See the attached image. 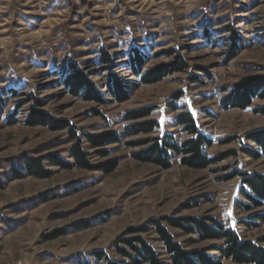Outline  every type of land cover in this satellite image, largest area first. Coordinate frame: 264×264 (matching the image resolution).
Returning <instances> with one entry per match:
<instances>
[{
    "label": "rangeland",
    "instance_id": "374dc122",
    "mask_svg": "<svg viewBox=\"0 0 264 264\" xmlns=\"http://www.w3.org/2000/svg\"><path fill=\"white\" fill-rule=\"evenodd\" d=\"M232 33L239 41L230 59ZM101 48L113 56L111 71L130 84L124 102L103 89L96 62ZM131 49L146 57L139 76L127 65ZM168 50L187 69L144 83L141 77L173 60ZM69 62L97 84L103 104L65 89L60 75ZM262 75L264 0H0V264H78L98 251L121 262L114 248L134 236L167 263L153 231L131 232L164 218L212 219L264 247V221L258 220L264 206L245 209L240 177L222 180L234 172L264 176V157L242 152L253 149L247 136L264 129V98L255 97L246 109L223 105L242 79ZM178 93L172 112L167 104ZM149 107L152 116L144 120L158 122L154 132L124 137L142 122L127 121V113ZM33 110L67 121L78 135H120L118 143L103 147L82 145L90 165L115 163L113 171L46 162L48 178L13 177L25 156L73 163L68 131L25 125ZM182 112L212 140L204 153L218 161L200 170L177 158L168 170L136 161L133 155L142 147L130 143L163 134L177 142L189 138L175 123ZM102 151L107 156L99 155ZM163 225L186 251L222 245ZM207 254L214 264H238Z\"/></svg>",
    "mask_w": 264,
    "mask_h": 264
},
{
    "label": "trees",
    "instance_id": "16d2710c",
    "mask_svg": "<svg viewBox=\"0 0 264 264\" xmlns=\"http://www.w3.org/2000/svg\"><path fill=\"white\" fill-rule=\"evenodd\" d=\"M230 46L228 48L229 58L235 57L237 52L238 37L232 33L228 38ZM166 55L173 56V60L166 65H162L151 70L141 80L150 83L161 79L164 76L180 73L187 69V65L180 56L174 55L172 50H168ZM146 57L138 50L131 49L127 54L128 67L133 75L139 76ZM113 56L104 49L98 50L97 66L99 73L104 75L105 91L117 102H124L130 84L124 81L117 73L111 71L116 66L113 64ZM98 73V72H97ZM61 83L67 91L74 97H79L87 101H94L103 104L102 92L97 84L89 80L85 73L69 62L62 67ZM195 80V79H193ZM180 93L173 96V101L167 105L170 111L175 112L174 101H177ZM264 98V75L255 78L242 79L236 87L223 99V105L231 108L246 109L251 105L254 98ZM38 104V103H37ZM153 109L143 108L127 113V121H141L129 127L125 131L124 137L137 135H150L158 127L156 120H144L152 116ZM175 123L183 127V131L189 136L184 141L177 142L171 134H163L152 139H142L141 141L130 143L132 147H142L133 155V158L141 163H151L163 170L171 167V160L177 158L179 163L193 170L206 169L217 159H209L204 150L212 145V140L200 131L199 126L189 112H182L175 117ZM27 126L46 127L51 131H68V137L72 146L69 151L73 163H65L57 157L31 158L25 156L20 162V169L12 171V176L22 179L23 175L34 178H48L50 173L44 170L47 162L65 169L73 166L89 171H101L110 173L115 168V163H105L90 165L87 161V153L82 145L87 143L95 148L103 147L107 144L118 143L121 136L116 133L99 135H78L69 123L65 120L59 121L52 118L47 113L31 111L25 120ZM247 140L253 144V149L243 148L242 152L252 158L264 157V129L250 133ZM101 156H107V152H98ZM20 171V173H19ZM240 177L241 187L239 193L248 202L243 207L247 210L257 209L264 206V176L257 173L242 174L234 172L225 176L222 180H229ZM258 220L264 221V214L258 215ZM165 222L169 227L178 229L186 235H196L203 241H220L219 247L208 248L207 252L218 253L222 259H229L238 264H264V247L255 243L243 241L228 228L212 219H189V218H164L162 220H150L147 225L141 226L132 233L145 235L153 231L160 242L162 249L167 256V263H164L156 251L146 240L139 236L122 240V246H115V252L121 257V262L110 259L103 252H92L90 259L78 264H214L215 259L209 256L206 251H186L178 244L174 237L167 231Z\"/></svg>",
    "mask_w": 264,
    "mask_h": 264
}]
</instances>
